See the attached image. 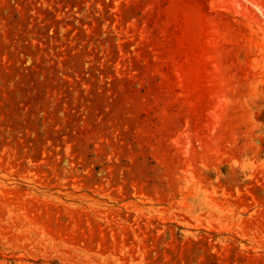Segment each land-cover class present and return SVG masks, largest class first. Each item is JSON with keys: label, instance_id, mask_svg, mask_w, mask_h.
Here are the masks:
<instances>
[{"label": "rangeland", "instance_id": "1", "mask_svg": "<svg viewBox=\"0 0 264 264\" xmlns=\"http://www.w3.org/2000/svg\"><path fill=\"white\" fill-rule=\"evenodd\" d=\"M262 213L264 0H0V264H249Z\"/></svg>", "mask_w": 264, "mask_h": 264}, {"label": "bare ground", "instance_id": "2", "mask_svg": "<svg viewBox=\"0 0 264 264\" xmlns=\"http://www.w3.org/2000/svg\"><path fill=\"white\" fill-rule=\"evenodd\" d=\"M222 139L219 140V148H223V141L227 139L226 135L221 134ZM260 221L264 222V213L262 214H257L256 218L254 220V222H250V221H238L237 223H235L236 226L240 227V228H245V229H251L252 231H254L255 233H258V235L260 236H264V227L262 225H260ZM226 224L225 225H217L219 227L220 230L222 231H226V230H231L232 226H231V222L226 219L225 220ZM60 238H63L64 235L60 234L58 235ZM236 257V256H235ZM237 258H242L241 254H237ZM242 260L245 262V259L242 258ZM249 264H264V257L260 258V259H256L253 258Z\"/></svg>", "mask_w": 264, "mask_h": 264}]
</instances>
